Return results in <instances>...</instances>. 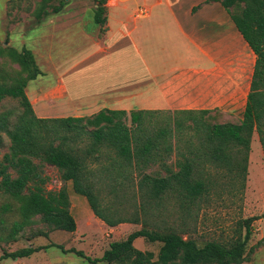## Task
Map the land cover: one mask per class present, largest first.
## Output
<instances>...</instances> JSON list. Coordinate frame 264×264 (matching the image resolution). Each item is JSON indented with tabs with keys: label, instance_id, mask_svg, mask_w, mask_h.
<instances>
[{
	"label": "trees",
	"instance_id": "1",
	"mask_svg": "<svg viewBox=\"0 0 264 264\" xmlns=\"http://www.w3.org/2000/svg\"><path fill=\"white\" fill-rule=\"evenodd\" d=\"M105 1L94 0L91 19L96 26L105 23ZM209 1L219 4L228 13L235 31L255 57L241 118L234 124H209L204 120L208 110L174 111L169 119L172 128L168 122L153 132L143 124V117L150 114L143 110H131L127 115L123 110L102 109L87 117L37 118L24 93L27 84L40 74L33 54L24 46H0V59L7 58L17 67L13 76L0 64V101L13 99L18 107L0 112V140L2 134L8 139L7 150L0 161V195L14 204L12 209L9 204L2 205L0 212L12 210L18 218L9 225L3 243L16 242L34 217L50 230L36 231L26 239L42 238L46 240L45 245L29 244L3 252L0 260L14 261L41 249L55 248L87 264H242L246 261L250 219L240 221L227 240L207 241L200 247L171 227L147 230L142 225L125 238L109 242L101 256L94 259L48 241L50 232L72 233L75 225L68 211L65 189L46 191L41 165L55 168L60 180L69 182L72 192L84 198L92 215L106 226L114 227L121 223L143 224L141 218L145 209L139 204L130 213L121 215L101 203L92 165L103 156L102 152L107 156L103 170L107 169L123 181L135 172L137 181L133 185L140 198L155 201L175 194L185 206L208 193L210 169L225 171L234 180L244 179L253 133L264 153V0ZM45 2L41 0L34 13L36 22L40 17L59 14L67 4L65 0H57V4L47 10ZM127 116L129 126L125 123ZM184 129L192 132L193 140L186 141L183 151H178L172 146L171 138ZM174 150L177 151L175 171L164 166L162 177L144 173V169L165 160ZM137 238L159 244L155 257L132 246Z\"/></svg>",
	"mask_w": 264,
	"mask_h": 264
},
{
	"label": "rangeland",
	"instance_id": "2",
	"mask_svg": "<svg viewBox=\"0 0 264 264\" xmlns=\"http://www.w3.org/2000/svg\"><path fill=\"white\" fill-rule=\"evenodd\" d=\"M40 1L0 0V46L14 48L24 46L32 52L36 66L42 72L35 80L30 81L24 89L25 96L30 103L35 117H37L38 110L41 107H46L47 103L49 104L48 109L51 112L45 118L75 117L76 114L73 110L78 109L77 106L92 104L93 102L90 94L93 92L96 86L95 82L97 81L93 77L95 74L93 72L94 66L92 61L84 67L86 63L85 58L91 52L92 45H88L84 38L70 39L66 36H55L54 38L40 40L39 37L42 34L38 23L44 17H40L42 19L39 18L37 22L34 20V13ZM65 2L69 4L71 1L65 0ZM111 2H109V5ZM56 4L57 0H46L44 7L46 6L47 10H49L51 6ZM82 4L95 6L94 0H83ZM92 9L89 12H85L83 18L88 22L89 26L92 21ZM118 18L120 17L116 16L115 19ZM230 23L229 25H232ZM111 24L113 26L116 24L117 26V23L114 21ZM126 28L123 27V30ZM89 33L95 34L96 32L90 30ZM121 44H123L124 48ZM114 45H116L115 47H121V51L119 52L121 56L133 55L134 50L129 41L123 39ZM75 63L79 64L74 67ZM0 64H2L5 71L14 76V72L17 71L15 64L4 57L0 59ZM98 71H102V69ZM56 75H62L61 81L68 88V93H61L62 95H68V97L73 98L74 96L70 95V89L72 87L76 88L77 98L70 99L76 105L67 107L66 101L62 100L64 97L62 99L57 98L53 102L47 101L45 104L42 102L44 106L36 103L31 104L32 96H37V90L52 85L55 82ZM111 78L113 79L114 76L111 75ZM99 105L102 104L100 103ZM101 107L98 105L95 107L91 106L89 110L82 109L78 114L87 117L101 110ZM17 109L16 100L5 98L0 101V112ZM124 110L125 112H129L140 109L125 108ZM147 111L150 114H146L143 117V124L148 127V130L153 132L168 122L169 127L172 128L169 119L173 117L172 113L174 111ZM208 111L204 120L209 124L238 123L242 114L241 112V114L233 115L229 109H212ZM128 112L126 113L127 115ZM176 116L183 118L182 115ZM125 123L129 126L128 116ZM189 139L193 140L192 132L184 129L172 136L171 143L172 146L178 148V151H183V147ZM7 147L8 139L2 134L0 140V161ZM176 152L174 150L168 158H165L163 161L161 160L162 162L154 163L144 169V173L162 177L165 175L164 166L175 171ZM105 153L102 152L103 156H98L99 158L92 165L95 173V189L98 192L101 203L110 206L118 213H121V215H126L136 209L139 204H143L145 209L141 218L143 224L121 223L114 227L106 226L92 215L84 198L72 192L70 183H64L60 180L55 168L41 165V175L46 178L45 190L56 192L60 188L65 189L69 201L68 211L75 225L72 233L62 231L50 232L48 234L49 242L61 246L64 250L73 249L81 251L85 256L94 259L101 256L109 242L125 238L127 234L139 230L144 225L143 228L147 230L171 227L176 232L184 235V237L192 239L200 247L207 241L227 240L232 236L234 229L240 221L250 219L249 228L251 234L245 249L249 254L246 261L242 264H264V153L255 133L250 138L244 179L242 181L234 180L225 171L210 169L207 172L210 181L208 193L188 206H185L182 200L175 194H167L160 200L155 201H146L140 198L133 185L137 181L135 172H132L131 176L129 172V177H127L126 181H123L112 172L108 173L107 169L103 170L101 168L103 165L106 166L107 156ZM35 163L37 162L35 161ZM11 175L13 176L12 173ZM4 204H9L11 209L14 207L12 201L0 195V207ZM17 219V215L12 210L6 213L0 212V221L2 220V224H0V255L3 252L21 249L29 244L33 247L46 244V240L42 238L30 241L26 240L28 236L36 231L48 230L45 225L39 222L38 217H34L33 223L23 229L16 242L4 244L3 238L8 231L9 225ZM132 246L139 251L150 252L155 257L159 244L137 238L132 242ZM0 264L87 263L71 253L62 255L60 254V250L47 248L31 254L27 258L16 259L14 261L9 259L0 260Z\"/></svg>",
	"mask_w": 264,
	"mask_h": 264
},
{
	"label": "crops",
	"instance_id": "3",
	"mask_svg": "<svg viewBox=\"0 0 264 264\" xmlns=\"http://www.w3.org/2000/svg\"><path fill=\"white\" fill-rule=\"evenodd\" d=\"M70 1L59 14L42 19L38 27L40 40L66 36L84 38L92 45L84 67L92 61V76L97 81L90 94L93 102L77 106L75 117L84 116L78 114L82 109L97 105L124 112L125 108L170 112L229 109L233 115L241 114L255 57L219 4L209 0H106L105 23L100 28L83 19L95 6ZM141 8L145 13L138 15ZM90 30L96 33L90 34ZM123 39L131 44L132 56H121V47H115ZM61 76L56 75L52 85L39 88L31 104L44 106L64 97L67 107L76 105L70 100L78 96L75 87L70 89L73 98L61 94L68 93ZM48 106L41 107L37 117H48Z\"/></svg>",
	"mask_w": 264,
	"mask_h": 264
},
{
	"label": "built area",
	"instance_id": "4",
	"mask_svg": "<svg viewBox=\"0 0 264 264\" xmlns=\"http://www.w3.org/2000/svg\"><path fill=\"white\" fill-rule=\"evenodd\" d=\"M144 13H145V11L142 8L137 10L138 15H143Z\"/></svg>",
	"mask_w": 264,
	"mask_h": 264
}]
</instances>
